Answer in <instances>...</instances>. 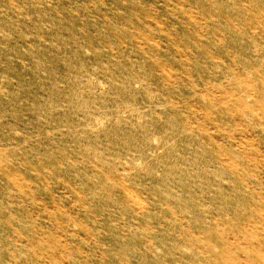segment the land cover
<instances>
[{"label": "rangeland", "instance_id": "374dc122", "mask_svg": "<svg viewBox=\"0 0 264 264\" xmlns=\"http://www.w3.org/2000/svg\"><path fill=\"white\" fill-rule=\"evenodd\" d=\"M0 264H264V0H0Z\"/></svg>", "mask_w": 264, "mask_h": 264}]
</instances>
